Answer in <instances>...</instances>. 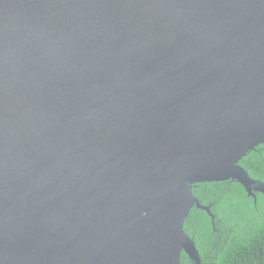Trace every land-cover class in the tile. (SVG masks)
<instances>
[{"label": "water", "instance_id": "water-1", "mask_svg": "<svg viewBox=\"0 0 264 264\" xmlns=\"http://www.w3.org/2000/svg\"><path fill=\"white\" fill-rule=\"evenodd\" d=\"M263 143L264 0H0V264L199 262Z\"/></svg>", "mask_w": 264, "mask_h": 264}, {"label": "trees", "instance_id": "trees-1", "mask_svg": "<svg viewBox=\"0 0 264 264\" xmlns=\"http://www.w3.org/2000/svg\"><path fill=\"white\" fill-rule=\"evenodd\" d=\"M239 166L264 183V143L246 152ZM192 194L202 207L189 211L184 231L199 257L181 250L179 264H264V194L249 195L235 178L197 182Z\"/></svg>", "mask_w": 264, "mask_h": 264}, {"label": "bare ground", "instance_id": "bare-ground-1", "mask_svg": "<svg viewBox=\"0 0 264 264\" xmlns=\"http://www.w3.org/2000/svg\"><path fill=\"white\" fill-rule=\"evenodd\" d=\"M181 178H182V176L179 177V179H181Z\"/></svg>", "mask_w": 264, "mask_h": 264}]
</instances>
